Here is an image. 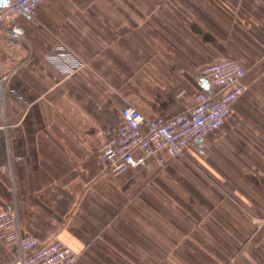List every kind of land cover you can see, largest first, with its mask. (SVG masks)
<instances>
[{
    "label": "crops",
    "instance_id": "0c3cea01",
    "mask_svg": "<svg viewBox=\"0 0 264 264\" xmlns=\"http://www.w3.org/2000/svg\"><path fill=\"white\" fill-rule=\"evenodd\" d=\"M15 22L24 40L0 29V210L16 201L22 230L61 239L77 264H264V0H43ZM57 39L86 66L54 67ZM224 57L247 88L220 128L108 171L97 145L123 106L184 112L205 89L198 69ZM10 232L0 264L19 254Z\"/></svg>",
    "mask_w": 264,
    "mask_h": 264
},
{
    "label": "built area",
    "instance_id": "2783aa9c",
    "mask_svg": "<svg viewBox=\"0 0 264 264\" xmlns=\"http://www.w3.org/2000/svg\"><path fill=\"white\" fill-rule=\"evenodd\" d=\"M43 0H8L0 4V29L13 39L24 40L26 27L15 22L19 14L37 18L38 5ZM8 26L4 27V23ZM46 59L66 75L86 66L87 61L62 39L46 54ZM247 69L237 60L224 57L210 61L197 71L200 81L206 79L218 89L215 93L201 89L193 95V105L172 117L146 116L137 106L126 104L121 109L122 120L115 134L97 145V152L108 171L120 175L143 164L147 158L165 151L176 157L199 137L220 128L234 108V103L247 88ZM6 76L0 69V91ZM18 95L17 92H15ZM19 96V95H18ZM22 159V156H16ZM0 224L10 227L7 237L19 247V254L10 264H77L78 253L59 238L41 240L22 230L16 201L0 210Z\"/></svg>",
    "mask_w": 264,
    "mask_h": 264
},
{
    "label": "water",
    "instance_id": "95a60500",
    "mask_svg": "<svg viewBox=\"0 0 264 264\" xmlns=\"http://www.w3.org/2000/svg\"><path fill=\"white\" fill-rule=\"evenodd\" d=\"M0 4H2V5H4V4H8V0H0ZM201 85H202V87L205 88V89H209V87H210V83H209V81L206 80V79H202V81H201Z\"/></svg>",
    "mask_w": 264,
    "mask_h": 264
}]
</instances>
